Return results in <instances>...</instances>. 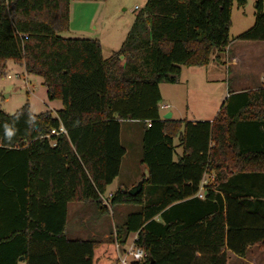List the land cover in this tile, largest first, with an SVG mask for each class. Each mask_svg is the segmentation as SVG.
<instances>
[{
    "label": "trees",
    "instance_id": "16d2710c",
    "mask_svg": "<svg viewBox=\"0 0 264 264\" xmlns=\"http://www.w3.org/2000/svg\"><path fill=\"white\" fill-rule=\"evenodd\" d=\"M71 1L0 0V77L12 62L61 102L54 115L0 109V264H93L98 241L66 233L68 205L85 203L111 215L113 244L136 234L142 264H228L252 247L264 264V89H228L211 121L158 113V85L224 52L232 5L246 0H146L107 58L96 38L60 36ZM237 38L264 41L261 0ZM124 121L142 123L148 178L135 195L112 192L109 213L100 196L119 174Z\"/></svg>",
    "mask_w": 264,
    "mask_h": 264
},
{
    "label": "rangeland",
    "instance_id": "374dc122",
    "mask_svg": "<svg viewBox=\"0 0 264 264\" xmlns=\"http://www.w3.org/2000/svg\"><path fill=\"white\" fill-rule=\"evenodd\" d=\"M93 1L100 3V10L105 9V22L101 27L110 36V42L114 46L113 50H118L126 35H124V29L129 24V20L133 19V12H136L134 7H141L144 0ZM257 1L246 0L242 7H238L234 3L230 14L229 47L232 50H240L247 54L249 60L244 61L245 65H243L247 68L242 69L243 66L238 62L237 67H232L227 71L221 63L224 52L213 53L208 66L189 67L187 71L193 72V75L189 77L186 76L185 72L182 73V77L179 75L177 82L180 80L179 85L181 86L163 83L161 92L163 96L169 99L170 107L167 111L173 113V119H209L219 110L226 95L227 86L233 88V86L237 87L241 83L249 86L251 81L256 82L260 79L264 82V41H245L237 38L239 34L254 24L255 3ZM261 4L264 10V0H261ZM60 36L66 37L67 33H60ZM215 55L218 56V59L214 58ZM8 75L10 77H7ZM186 79L189 81L184 87V80ZM162 100L160 97L158 106ZM25 102L29 103L33 113L48 110L49 102L41 78L27 74L21 66L8 62L6 74L0 77V109L7 114H12ZM55 103L61 107L59 101ZM158 113L162 115V109L159 107ZM127 122L131 121H124L120 126V141L126 148V154L122 160L118 176L114 178L108 189L116 190L122 185L129 188L142 177L143 172L140 165L142 123L134 121L136 128L126 132L125 124ZM122 211H126V209L123 208ZM91 216L92 214L88 210L82 215V218L84 217L80 221V225L83 227L80 229L82 233H78L76 229L72 230V225L68 222L67 236L69 238H86L89 236L88 230L97 234H100L99 232L105 233L107 237L103 238L94 250L93 263L114 264L116 252L110 236L108 237L112 231V222L106 215L99 223H94L91 221ZM114 218L119 220L120 217L114 213ZM133 236L134 234H130L127 240L130 241ZM228 264H263L262 253L257 247H252L242 258L228 253Z\"/></svg>",
    "mask_w": 264,
    "mask_h": 264
},
{
    "label": "crops",
    "instance_id": "0c3cea01",
    "mask_svg": "<svg viewBox=\"0 0 264 264\" xmlns=\"http://www.w3.org/2000/svg\"><path fill=\"white\" fill-rule=\"evenodd\" d=\"M145 1L146 0H144L143 3L141 4L142 6L145 3ZM93 2H95V1H93V0H72L70 2V5H69V28H68V31L63 32V33H67L66 37L96 38V39H98L100 41V43H101L102 57L103 58H107L111 54V52L114 51L113 50L114 46L110 42V36H108V33L105 30H103L102 27H101L102 25H104V22H105L104 21L105 9L103 8V9L100 10L99 9V7H100L99 4L100 3L99 2L93 3ZM133 13L135 14V12H133ZM131 22H132V19L129 20V24L124 29V35L128 31ZM105 32H106V35H105ZM247 60H249V57L247 56V54H244L243 51H240V50H237V51L236 50H232V49H230V47L228 45L226 47L225 51H224V56L222 58L221 63L225 66V69L228 71L232 67H237V63L238 62H240V64L242 66L245 65L244 61L246 62ZM213 63H217V62H213ZM208 65H209V63L204 65V66H202V67H206ZM199 67H201V66H199ZM243 67H241V68L242 69L247 68L245 66H243ZM188 68L189 67H186V66H182L181 67V70H180V76L181 77H182V73L184 74V72H185L187 77L193 75L192 74L193 72L187 71ZM181 77H180V79H181ZM188 79L184 80V87L188 83V81H189ZM179 83H180V80H179V82L174 83L172 85L181 86V85H179ZM162 84L163 83H160L158 85L160 97H161V99H163L161 104H159L158 107L160 109H162L161 106H163V105H167L168 106L167 108H165V109L163 108L162 109V115H164L165 113L169 112V111H167V109H169L170 104H169V99L166 96L162 95V92H161ZM257 88L264 89V82L261 79L256 81V82H252L251 81V84L249 86H245V84H243V83L237 85V87L233 86V88H230L229 86H227V92H226L225 97L228 95V89L232 90L233 92H239V91H242V90H253V89H257ZM56 101H59V100H48L50 106L48 105V110H46V111H50L53 115L55 114V111H57L58 109L61 108L59 105H55V104H58V103H55ZM60 104H61V102H60ZM216 112H215V114H216ZM162 115H160V117H162ZM214 115L211 118H209V119H199V120L211 121L212 118L214 117ZM170 119H173V113L172 112H171V118ZM173 120H176V119H173ZM181 120H186V118L185 119H181ZM189 121H193V120H189ZM194 121H196V120H194ZM125 128H126V132H129L132 129H135L136 128V122H134V121L127 122L125 124ZM173 145L175 146V153L173 155V159L176 160L177 157L179 155H181V153H182V147L178 145V140L176 138L173 139ZM124 149H125V154H126V148L124 147ZM125 154H124V156H125ZM124 156H123V158H124ZM123 158H122V160H123ZM121 163H122V161H121ZM120 167H121V164H120ZM212 177H213L212 173L211 174H206V175H204L203 179L208 181ZM108 186L106 187L105 193L100 196V199H101V205L102 206H106L108 208L109 213H111V209L109 208V204H108V200L109 199H107V197H108V195L110 193L112 194V192H114L115 189L114 190L113 189H108ZM119 187L123 188L124 186L122 185V186H119ZM201 191L203 192L204 190H201ZM203 194H204V192H203ZM105 199L107 200V204L103 203V201ZM87 210H88V212L89 211L91 212V214H92L91 221H93L94 223H99L101 221V219L103 218V216H106V215H103V216L99 215L97 213V211L94 209V207H93V205L91 203L69 204L68 205L67 224H66V233H67L68 222H69L70 225H72V230L76 229L78 231V233H82L80 229L83 228V227L80 225V221H81L82 215ZM107 217L113 223V219H112L111 215L109 214V215H107ZM85 221H87V220H85ZM99 233L100 234H97V233H95V232H93L91 230H88V235H89L88 237H93L94 239H96L98 241V245L97 246H99V243H100V241L103 238L107 237V235L105 233H103V232H99ZM88 237H86V238H88ZM113 246H114V244H113ZM262 260H263V253H262ZM93 262H94V260H93ZM19 263L20 264H24V262L20 261V260H19Z\"/></svg>",
    "mask_w": 264,
    "mask_h": 264
},
{
    "label": "built area",
    "instance_id": "2783aa9c",
    "mask_svg": "<svg viewBox=\"0 0 264 264\" xmlns=\"http://www.w3.org/2000/svg\"><path fill=\"white\" fill-rule=\"evenodd\" d=\"M140 7L135 6L134 10L138 11ZM7 77H10L9 75ZM18 77V75H17ZM25 83V82H24ZM167 105L161 106V108L165 109L167 108ZM59 132H64V129L62 127L59 128ZM51 133H56L54 130H51ZM207 183V180L202 179L200 183V187L195 194L198 198L203 197V192L201 190H204L203 185ZM201 191V192H200ZM111 196V193L108 195L107 199H109ZM104 204H107V200L105 199L103 201ZM136 238V234H134L133 238L126 242L123 245H119L118 243L114 242V248L116 252V261L114 264H142L146 259V252L142 250L141 248L137 247L134 243V240Z\"/></svg>",
    "mask_w": 264,
    "mask_h": 264
},
{
    "label": "water",
    "instance_id": "95a60500",
    "mask_svg": "<svg viewBox=\"0 0 264 264\" xmlns=\"http://www.w3.org/2000/svg\"><path fill=\"white\" fill-rule=\"evenodd\" d=\"M120 60L121 62L123 61V56H120ZM164 120H169L171 118V112H167L164 115H162L161 117ZM142 175L143 177L138 179L137 182H135V184L131 185L129 188H127V192L130 195H135L137 194L141 188H142V183L144 179L148 178V169L146 166L142 167ZM124 188H121V190H123ZM20 261H22V258L19 259Z\"/></svg>",
    "mask_w": 264,
    "mask_h": 264
}]
</instances>
